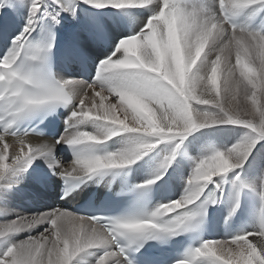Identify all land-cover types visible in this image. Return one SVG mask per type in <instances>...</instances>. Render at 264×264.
Returning a JSON list of instances; mask_svg holds the SVG:
<instances>
[{
  "label": "snow or ice",
  "instance_id": "1",
  "mask_svg": "<svg viewBox=\"0 0 264 264\" xmlns=\"http://www.w3.org/2000/svg\"><path fill=\"white\" fill-rule=\"evenodd\" d=\"M68 18L90 78L53 70ZM38 161L65 203L93 184L107 198L16 211ZM136 168L148 177L128 183ZM177 169L183 191L154 202ZM222 205L225 234L207 238ZM0 264H264V0H0Z\"/></svg>",
  "mask_w": 264,
  "mask_h": 264
},
{
  "label": "bare ground",
  "instance_id": "2",
  "mask_svg": "<svg viewBox=\"0 0 264 264\" xmlns=\"http://www.w3.org/2000/svg\"><path fill=\"white\" fill-rule=\"evenodd\" d=\"M4 15L8 16L9 14L5 13ZM12 27L15 28V24H13ZM76 30H77V25L70 18L63 20L62 26L58 29V31L62 33L63 38L67 42L70 41L73 33ZM87 51L90 57L92 58H96L100 56V50L96 49L94 46H89ZM69 56L74 62H76L72 56L70 48H69ZM57 73L65 74L67 72H65L61 66H58ZM71 73L74 75H82L77 65H74L72 67ZM30 139L32 143L41 142V138L38 137H33ZM220 139L222 141H227L230 138L227 136H221ZM9 142H11V138H9ZM59 148L60 146H58L57 148V156L58 158H62L61 154L59 153ZM39 171L48 172L45 166L42 164V162L38 161L37 164H35L33 168L30 170L29 175L19 185L18 190L16 191L15 195L12 197L10 201L11 207L16 211L27 213L37 209L45 210L47 207H51V206L73 207L77 204L85 202L87 199L90 198V194L94 188V184L85 187L83 190H81L79 194H77V196L74 199L69 200L67 203L59 202L57 198L59 195L60 179L53 176L50 181L45 182V190H42L32 181L31 178L32 172H39ZM144 171H148V169L136 168L133 173V179L131 183L133 184L140 183L138 180ZM179 175H180V169L170 172L169 175L173 183V196H176L183 191V186L179 179ZM121 187H123V181H121L120 178L112 181L113 190L120 191ZM107 192L108 189L105 186H103L102 189L98 192V197H101ZM166 197L167 195L165 193V190L163 191L161 190L158 194L156 201H161ZM225 216H226V207L223 205L217 207L215 213V238H221L225 234L226 231V225L224 221ZM246 219L247 217L245 214H238V216L233 218V221H231V228L232 229L239 228ZM24 236L25 234H21V239L24 238Z\"/></svg>",
  "mask_w": 264,
  "mask_h": 264
},
{
  "label": "rangeland",
  "instance_id": "3",
  "mask_svg": "<svg viewBox=\"0 0 264 264\" xmlns=\"http://www.w3.org/2000/svg\"><path fill=\"white\" fill-rule=\"evenodd\" d=\"M170 172H172V170H170ZM148 174H149V172L148 171H144L143 172V174L140 176V178H139V182H142L144 179H146L147 177H148ZM168 177H170V176H168ZM165 184V183H164ZM164 184H163V188H162V191L164 190ZM173 196V195H172ZM167 197H169L168 195H167ZM174 197V196H173ZM37 199V198H36ZM42 208V207H41ZM225 221V220H224Z\"/></svg>",
  "mask_w": 264,
  "mask_h": 264
}]
</instances>
